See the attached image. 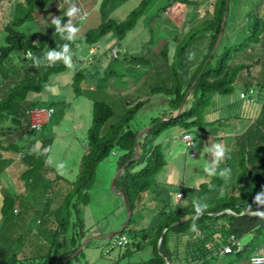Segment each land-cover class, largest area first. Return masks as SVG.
Returning <instances> with one entry per match:
<instances>
[{
	"label": "trees",
	"instance_id": "obj_1",
	"mask_svg": "<svg viewBox=\"0 0 264 264\" xmlns=\"http://www.w3.org/2000/svg\"><path fill=\"white\" fill-rule=\"evenodd\" d=\"M52 1L56 0H16L10 17L3 24V29L7 32V36L5 45L0 46V64L15 50H20L22 52L32 50L35 57L32 58L31 61L23 58V62L20 64L8 66L10 69L8 71L4 69V74L1 71L2 67L0 68V74H2L0 82H3L0 84V89L4 90L3 95H0V122L10 117L13 121H16L19 126H23L22 120L23 123L25 120L27 121V125L23 128V134L28 135V138H24L22 141H20L18 137L15 141H9L7 145L6 140L10 137L8 133L6 134V139L0 141L1 184L3 182L2 180L7 178V173L12 174V179L16 176L24 178L22 174L14 173L17 168L26 169L25 171L29 172L34 171L37 167H42L46 157L41 155L40 150L44 148L46 152L48 146L54 140V136L48 134L46 131V124H43L40 129H33L30 127V121L32 119L33 110L50 107L54 108L57 104V101L50 99L48 107H44V101L47 100L49 94L53 95V93H44L43 91L51 83L52 76L64 73L69 67L60 61L52 64L43 60L39 64L34 61L37 59V56H45L43 51L46 49L47 42L59 34L55 32V25L51 23L49 24L48 31L43 34L38 43H35L34 39H30L26 36L25 31L18 28V26L26 22L36 21L35 12L38 10H46L47 6ZM127 1L128 0H101V23L97 27L88 29L83 35L76 36L73 41L65 42V44L70 45V51L72 56H74L71 57V59L74 65L77 66V68L74 66L75 72L73 74V81L75 83L80 81V77L84 76V71L88 68L81 67L84 63L82 55H85L86 49L88 51L90 49L96 51L97 49L94 48L98 47L103 40L112 43L108 45L109 49L105 51L108 54L107 70L112 61V59H110L111 49L126 36V33L135 28L137 24L140 25L139 28H142L143 21L147 20L151 25L150 29H152L154 33L158 31L156 26H162L160 21L166 18L164 17L166 11L174 4L184 3L187 12H185V14H188L189 11L187 10L193 9L192 6L193 3H195V9H193L195 11L192 17L185 22L186 27H191V30L184 34V39L181 43L178 45L176 44L175 52L173 53L174 74H172V78L174 79L171 80L170 85L167 83L170 75L164 80V83H162L163 85L153 83L151 86L152 92L150 94H166L169 98V105L171 106L169 110L174 109V111H176L181 104L185 105L189 94H193L192 100L197 103L200 108L190 106L186 111L183 110L178 116L172 115L170 119L162 120L161 117L152 118L151 123L154 124L155 127L148 134L153 136V138H157L162 134L164 128L176 122L184 123L188 128H191L193 125H203L205 119L202 113V104L205 103L204 107L206 108L215 93L220 92L229 94L232 92L235 81L238 80L241 76V72L247 67L244 63L232 65L229 63L233 59V53H230V48H233L232 50H234V52L241 51L245 49L251 41L257 43L261 42L262 47L264 46V37L260 36V34L264 32V15L260 16L258 13L261 8L264 9V0H252V12L254 11V13H251V18L248 21L250 29L246 32L244 42L240 44L241 46L234 45L228 47L225 44L226 34H224L223 30V39H221L216 49V43L222 30V22L227 9V0H215L213 13L211 11V5H208V15H205V17H209V15L214 16L213 18H208L203 21L201 23L202 26H200L199 30L196 32H193L192 29L193 23L195 22V15L198 14L197 12H199L200 9V7L196 6L198 4L196 1L143 0L139 7L133 9L128 14L129 18L124 22L119 23L115 19L107 16L108 12L111 15L112 12L119 8L120 4ZM230 3L231 0H229V4ZM190 14L191 13H189L188 16ZM67 19V17H63L62 23L67 22ZM154 23H156V25ZM74 25H76V22ZM159 32H163V30L158 31L157 35ZM207 32H211L212 36L208 50L202 53L201 56L193 55L194 52L191 50L194 42L202 39ZM60 42L62 43L61 46H63L64 41ZM76 44H79V46L77 47ZM81 49L84 51L83 54L76 56L77 50ZM93 55L95 56L90 61L93 67L104 62L103 52ZM198 58L200 59L199 61H197ZM123 59L127 64L126 68L132 69L131 67L133 66L132 64L135 58L131 57V59H128L124 57ZM191 59H193L195 63H191V61H193ZM140 62L144 61L138 60L137 65L140 64ZM147 62L152 64L149 60H147ZM176 64L177 67H175ZM149 71V65L147 68H142L141 71L135 70L136 78L146 76ZM147 81H151L150 78H147ZM68 82L69 81L63 83L64 87ZM4 83H6V86ZM245 85L248 87L250 84L247 83ZM244 89H246V87H244ZM1 93L2 90H0V94ZM42 94H45L46 98H42L40 96ZM148 100L149 99H139L134 106L132 105L130 108H127L124 116L116 122H111L114 113L112 106L104 101L95 102L92 117L93 124L88 134L90 145L88 149H90L84 155L81 162V179L74 182L71 195H69V192L64 191L66 198L63 199L64 203H62V206L68 209L70 216L74 213L72 212L74 199H76L79 206L85 204L88 198L87 193L95 184V179L92 180V178L95 177L97 173L98 164L108 158L110 154L112 155V149L115 146L122 149V151L116 150L120 154L118 156L120 158L118 159L120 167L127 161H132L117 179V190L124 193L132 212H135L136 209V193L152 191V194L160 193L162 195L165 190L169 194V191L164 187H159L158 185L149 186L146 179V177L154 178L155 175L166 166V155L161 144H154L153 140H150V149L146 150L148 151V155H146L144 151L142 152L144 141L142 137L139 140L141 148L140 163L132 160L136 151V137L140 131H138L131 121L137 118L136 116L145 108L147 103L149 104L150 100ZM55 112L56 109L53 114ZM218 122L223 126L227 125L229 128L234 127L229 125L228 119L223 121V123H221V120ZM231 122L235 125V122ZM252 127L257 132H261V136H256L257 139L264 140V133H262L263 128L260 121L252 125ZM39 131H41V137H36ZM226 139L227 143L230 141L237 142L239 149L244 150L246 146L249 151L247 153H242L235 149H229L226 157L219 166L221 169H231V178L229 180L225 181L217 172V175H213L210 181L202 182L199 188L193 186L187 188L186 192H198V201L208 205L207 209L199 217H196L193 204L178 206L170 211L165 210L166 207L163 205L162 210L158 214L160 223L156 245H158L159 238L164 228L171 229L172 233H178L180 231L187 233L191 232L192 235L202 238L199 247L203 257L207 261L209 257H213L216 252L222 250L230 234L244 236L248 233H253L254 239L260 238L259 242H251L252 246L249 252H253L259 245L264 243V216L245 213V211H264V205H257L254 202L255 196L264 192V143L252 147L253 150H251L249 147L253 145L247 137L245 140H242L240 136L234 138L228 136ZM38 143L41 149L36 148V144ZM19 152L23 153V157H19ZM45 156H47V152ZM138 164H143L142 168L139 171H135V167ZM153 182L156 183V179H153ZM47 183L50 184V182L45 181V185ZM117 187H115V189ZM227 209L233 210L236 214L224 212V210ZM68 212L66 215H68ZM217 212L221 213L219 215L212 214ZM132 223L133 219H131L129 226H131ZM193 225L196 226L197 231L192 230ZM137 247L138 246L135 248ZM160 248L161 250H159L158 257L148 261L150 264H164V256L166 254L169 255L167 250L170 249L166 236ZM161 254L162 256H159ZM192 257L195 256L192 255Z\"/></svg>",
	"mask_w": 264,
	"mask_h": 264
},
{
	"label": "rangeland",
	"instance_id": "obj_2",
	"mask_svg": "<svg viewBox=\"0 0 264 264\" xmlns=\"http://www.w3.org/2000/svg\"><path fill=\"white\" fill-rule=\"evenodd\" d=\"M16 0H3L0 4V46L5 45L6 43V36L7 32L3 29V24L7 21V19L10 17V5L11 3H14ZM143 0H128L127 2L120 4L119 8H117L112 14L108 12L109 17L115 19L119 23L126 21L129 16L128 14L135 8L139 7L141 2ZM196 1L197 0H193ZM101 0H56L52 1L48 6L47 9L44 11H36L35 12V19L37 21V24L34 23H24L20 26H18L19 29H23L28 37L30 39H38L36 41H39L42 37L43 33L49 29V24H51V19L56 17H62L63 11L66 10L68 7L75 4L80 9V15L77 16L75 19L72 20L73 25L76 22V26L79 28L78 33L76 36L83 35L88 29L97 27L101 21V7H100ZM202 1H198V4L196 6H201ZM180 5V6H179ZM184 3H176L174 4L165 15L172 17V21L170 23L164 22L163 20L160 21L161 25L163 26H156L158 28V31L164 30L168 33L166 35L164 32L155 31L152 32V29H150L151 25L146 21H143L142 28H139L140 25L137 24L135 28L130 30L128 33H126V36L121 39L117 43V48L120 50V57L115 59L112 63V66L110 70L103 71L102 74L93 72L90 68H87L84 71V80L79 81V86L83 88L82 94H80V89L78 88L79 94L75 93L76 84H71L73 79V74L75 72L74 70V63L72 62V67L68 68L67 71L61 74H56L51 77L52 81L51 83L46 87V89L43 91L44 93H53L49 94L47 97V100L44 101L43 106L48 107L50 99L57 101V104L54 106L56 109V112L51 117V120L49 123L45 125L46 131L48 134L54 136V140L52 141L51 145L48 146L46 152L45 149H41L40 144H36V148L41 149L40 153L43 157L52 159L51 163L54 165L52 166L55 168V171H58L61 175L65 176V178L57 179L55 178L56 172H49L48 178L50 179V184H45L44 179V170L37 167L34 171H25L24 169L17 168L16 173H22L25 174L27 177H33L34 182L29 187V189L24 192L21 190H17L16 185L18 181H20L19 176H16L13 178L11 182L12 188L7 187L6 192L4 193V198L7 201V203H10L11 200H18V199H25L23 198V195L28 194L29 196H33V198L36 197V200L39 199L40 196H42V193H46L48 190H51L50 192L56 191L58 189L62 191H69L70 195L72 194L71 184L74 182H77L81 179L82 175V165L81 160H83V155L89 151L88 146L89 145V138H88V131L90 127L92 126V113L93 112V102L88 100L86 96L98 98L101 100H105L109 103L110 106H112L114 110L113 118L111 119V122L118 121L121 119L127 108L129 106H132L134 103H131V97L132 95L141 97L140 99H149V104L147 103L145 108L141 110V112L136 116L137 118L135 120H132L131 123L135 124L139 123L141 126H145L142 128L141 132L144 130H147L151 125V119L158 116L162 112H165L166 109L170 108L169 105V98L166 96V94H149V87L152 86V84H149V82L146 80L144 82L142 89L144 91H141L139 87H141L143 83V78L145 77H139L138 84L134 83L135 80H137L135 75L136 69H142L147 68L148 65L150 66V71L146 75L150 78V80H153V82L157 85L164 83V76L161 75H170L168 79L173 80L172 74H174V64L171 63L173 60L170 58V53L175 52V49L173 50L174 46L184 39V34H186L188 31L191 30V27H186L185 20L183 21V18L185 17L187 19L188 14L193 15L195 9L193 3L192 8L189 11L188 14H185L186 8L184 6ZM253 6H252V0H231L230 3V13L229 17L226 23V38L230 35V27L232 23L234 22V18L240 19V22L243 24L236 25V31L233 33V39L234 42H237L236 45L241 46L240 44L244 42L245 34L247 31H249L250 26L246 24L248 22L247 20L249 17V14L254 13L252 12ZM204 10V9H203ZM201 11V9H200ZM187 13V12H186ZM199 14V12H197ZM203 13V12H202ZM247 13L246 18L244 15ZM260 16L264 15V9L261 8L260 12H258ZM81 16L85 17L81 19ZM200 16V15H199ZM202 16V15H201ZM156 25V23H154ZM158 24V22H157ZM202 26L201 24L196 25V27L193 29V32H196L199 27ZM184 29V31H183ZM190 34V33H188ZM187 34V35H188ZM186 35V36H187ZM60 41L66 42L67 40L62 39L60 34L56 35L52 38V41L47 42L46 48L49 50H59L62 48ZM200 40H196L194 42V47L198 48L199 45L196 44ZM105 40L94 49H97L95 53H101L103 51H106L109 49V47L104 43ZM203 42H205V39H203ZM112 44V43H111ZM116 44V43H115ZM235 45V44H234ZM78 47L79 44H76ZM259 48L260 51L263 49L261 48V43H251L250 46L247 48V52L251 51L252 47ZM116 47V45L114 46ZM122 48H127L128 52L122 51ZM48 50V51H49ZM165 52L164 60L168 58V62L170 64L169 71L163 70L161 67H159L157 64H149L147 62V59H151L154 61V63H159L160 58L155 55L153 52L156 51ZM172 51V52H171ZM83 50H77L76 56H80L83 54ZM167 52V55H166ZM230 53H234V50H231ZM169 54V55H168ZM23 52L20 50H15L12 52V54L6 58V60L1 62L0 68L2 67L1 71L4 74V69L7 71L10 69L8 66H12L13 64H20L23 62ZM113 55V54H112ZM235 55H237L235 57ZM95 55L90 54L89 51L85 50V55H82L84 63L81 65V67H89L90 64L88 63L93 59ZM131 56L135 58L132 69H127V64L124 62L123 57L131 59ZM244 55L241 54L239 51L238 53L233 54V59H236V61L242 62L244 60ZM74 57V56H72ZM213 57V56H212ZM211 57V58H212ZM217 57V56H216ZM32 58V56L30 57ZM170 58V59H169ZM233 59L229 63L233 64ZM139 61L142 65L139 68H136V65ZM150 60V61H151ZM78 61V60H77ZM76 61V62H77ZM146 63V64H145ZM246 65H253L255 62L251 59H249L248 62L245 63ZM264 66V64H259ZM153 66V67H152ZM80 67V65H79ZM177 67V64L175 65ZM179 67V65H178ZM77 68V66H75ZM106 69V68H104ZM245 72V71H244ZM255 72V71H254ZM18 76V75H17ZM0 77L2 78V74H0ZM89 80H92L94 82V86H86L89 82ZM69 81L67 85L64 87V82ZM59 82V83H58ZM3 82H0V84ZM116 83V89L117 93H115L114 88L112 86ZM54 84V85H53ZM57 84V85H56ZM133 84V85H132ZM241 83H236L233 88V91L229 94L226 93H215L212 96V99L210 103L205 106V103L202 104V113L203 116H206L207 114L210 115L209 119L205 117L206 122L205 125H202L200 128L198 126H191V128H188L184 123H174L172 125L167 126L164 128L162 134L158 137L156 140V144H163V151L166 155V165L155 177H146L149 186H159L163 187V182L165 185H169L172 192V201L177 202L176 206H182L183 204H186L184 201V198H177V192L180 190H183L186 192L187 188L186 186H182L183 183H185L187 186H193L195 188H199V186L202 184V182L210 181L211 177L207 175L203 168L205 166L206 161L210 158V154L205 153V149L207 147H210L213 143L225 145L227 143L226 137L228 136H235V133L242 128L241 124H236V121H243L247 122L249 117L251 118H258V113L253 115H243V113L246 110H249L252 108L251 104L246 103V99L242 98L240 96V90L245 91L249 93L248 90L244 89V87H247V85H238ZM6 86V83H4ZM132 85V88L131 86ZM163 85V84H162ZM170 85V84H169ZM138 88V91H135V89ZM51 89V90H49ZM2 93L0 95H3V89ZM146 91V92H145ZM150 92H152V89H150ZM189 94V93H188ZM248 95V94H247ZM42 98H46L45 94L40 95ZM193 94H189L188 98L186 99L184 111H186L190 106L192 107H198V104L193 102ZM248 98V96H246ZM148 100V101H149ZM68 102L66 105L64 102ZM234 101L233 104H235V108H233L231 105L228 106V104ZM67 106V108L65 107ZM182 106V104L180 105ZM200 108V107H198ZM179 109V108H178ZM178 111V110H177ZM208 116V115H207ZM238 117V118H236ZM221 118V123L223 121L228 119L229 125L234 126L233 128H229L227 125L219 124L220 122H214L218 121V119ZM212 121V122H211ZM235 122V125L231 122ZM27 121L22 120V125L19 126L16 121H13L10 117H7L3 119V122H0V132L10 130L11 133L8 135L10 136L6 140V144H9V141H15L18 137L20 141H22L24 138H28V135L23 134V128L26 126ZM53 125V126H52ZM228 127V128H227ZM247 127V125H246ZM244 128V130L246 129ZM264 129V128H263ZM202 130V142H204V155L201 154V147L197 146V157L191 158L189 156V149L184 143L181 138L183 135L190 131L196 138L201 133ZM204 132H207L208 134L204 135ZM264 133V132H263ZM35 134V133H31ZM7 136V135H6ZM36 137H41V131L37 132ZM87 139H88V146H87ZM143 146H142V152L146 155H148V151L150 149V134H146L143 138ZM250 143L253 145L249 147V149L253 150L252 147H255L256 145H261L264 143V140L262 139H253L252 137L249 138ZM113 150H121L122 149L118 146H115ZM20 154L19 157L22 155ZM209 157V158H208ZM119 157H115L113 155H109L108 158L103 160L100 164L97 166V175L95 174V177L92 178V180L95 179L94 187H91L88 192V200L85 204H82L81 206L78 205V202L76 199H74L73 204V211L74 215L78 216L77 213L87 211L97 222V220L101 219V224L104 225V227L111 226V224H115L119 222V220L125 219V213L123 212L122 216L120 213H114L112 212V208L115 206V204L120 205V202H118V197H116V194L112 189V181L115 179V176L119 173V171L122 170V167H119L118 160ZM133 161H138L140 163L139 159H132ZM46 162V161H45ZM48 163V162H47ZM60 165H63V167H60ZM51 168V167H50ZM72 168V171L70 172V169ZM135 171H139L142 168L141 164H138ZM122 174V173H121ZM168 174H170L173 179L170 182H166V179L168 177ZM179 177L180 179L177 180L175 177ZM207 176V178H206ZM153 179H156V183L153 182ZM204 179H207L204 181ZM101 180V181H100ZM152 191H147L146 193L149 194ZM56 192L51 193L52 196H54ZM154 197L157 198L156 206L157 208L161 209L164 204L159 203L158 198L161 197L160 193H156ZM56 199V198H55ZM160 200V199H159ZM8 213L10 218L13 216H18V213H13V207L7 206ZM156 209V208H155ZM22 210V209H21ZM63 211L68 212V209L66 207L63 208ZM155 212V210H154ZM146 216V213H139L136 212L135 218L133 220L134 225L137 224L138 221H141V219ZM158 216V215H157ZM68 218V224L77 223L78 226H81V223L78 221H74V219H71V216L68 212V215H66ZM102 217V218H101ZM127 221V219H126ZM126 222H124L125 224ZM141 223H144L146 225L151 226V224H147L144 221H141ZM124 226V225H123ZM121 228V226H120ZM119 228V229H120ZM71 227L68 228V235H71ZM134 226H129L128 230H126V234L129 237H133ZM5 234L4 238L0 235V243L4 247V250H6L7 255L5 257L10 258L14 254H17L18 248L12 244V239L8 237V234L3 231ZM120 234V233H119ZM66 234V236H68ZM260 238L254 239L253 233H248L246 235L241 236V243L246 247L247 250H243L240 253L234 251L233 253L224 255L222 251L217 252L210 260H207V264H247L248 258L250 259V256L252 252L250 250V247L253 243L259 242ZM223 245V244H222ZM159 246V245H158ZM158 250V249H157ZM148 254V252H146ZM3 259V254L0 255V259ZM1 259V260H2ZM147 261L149 260L148 257H146ZM0 260V261H1ZM172 261H174V258H171Z\"/></svg>",
	"mask_w": 264,
	"mask_h": 264
},
{
	"label": "crops",
	"instance_id": "obj_3",
	"mask_svg": "<svg viewBox=\"0 0 264 264\" xmlns=\"http://www.w3.org/2000/svg\"><path fill=\"white\" fill-rule=\"evenodd\" d=\"M198 1H202L201 6H198L201 9V11L199 9L200 16L198 14L195 15V20H194L195 22L193 23L192 29H194L196 25L201 24L203 21L207 20L208 18H213L214 16V15L211 16L209 15V17L208 16L205 17V15H208L207 7L209 4L211 5L212 13L214 12L215 0H197V3ZM167 11L166 14H168ZM246 15L247 13L244 15L245 18ZM164 17H166L163 19L164 22L170 23L172 21V17H170L169 15L168 16L165 15ZM191 17L192 15H189L187 19L184 17L183 21L184 20L187 21ZM250 18H251V14H249L248 19ZM233 21L234 22L232 23L229 30L231 33L229 36H227V38L225 37V44L228 47H232L234 46V44L235 45L237 44V42H234V39L232 38L233 33L236 31L235 29L236 25L243 24L242 22H240V19L238 18H234ZM246 24H248V22H246ZM168 33L166 32L165 34L168 35ZM225 33H226V28L224 29V34ZM260 36L264 37V32L260 34ZM211 38H212L211 32H207L204 35V37L200 39L198 43H196L199 45V47L195 48L193 46L191 50L194 52L193 55L201 56L202 53H205L210 46ZM203 39H205V42H203ZM253 42L257 43L255 41H251L248 43L245 49L240 51L244 55L243 57L245 61L239 63L245 64L246 62L249 61V59L250 60L252 59L255 62V64L246 65L247 67L243 70L239 82L240 83L246 82L250 84L249 85L251 86L250 89L255 90L254 97H259V99L262 102L264 101V66L259 64H264V46L262 47L263 49L262 51H260L259 48L253 46L251 48V51L247 52V48ZM104 43L106 45L111 44L107 40ZM217 47H215V49ZM175 48L176 45L174 46L173 50ZM232 49L233 48H230V50ZM238 52L239 51H235L234 53L236 54ZM153 53L160 58L159 63L156 64L159 67H161L164 71L165 70L169 71L170 64L173 63L174 61L169 63L168 58L164 60L163 58L165 56V52L163 54V52H161L160 50ZM173 53L174 52H172V54L170 53V58L172 60H173ZM236 56L237 55H235V57ZM235 57L233 59V64L238 63L236 61V59L238 58ZM199 60L200 59L198 58L197 61ZM191 63H195V61L193 60L191 61ZM94 68L96 70V73H100V74L102 73L101 65L94 66ZM161 76H164V80L168 77V75H161ZM144 77H145L144 79L149 78L146 76ZM148 82L149 84L154 83L153 80ZM134 83L138 84V81L135 80ZM167 83L170 84L171 79H169ZM132 85H130L131 88ZM86 86L92 87L91 84H87ZM112 87L115 90L114 92L117 93L116 83ZM140 90L144 91L142 88H140ZM135 91H138V88L135 89ZM86 98L92 101L93 103L95 102V100H98V98H93L88 96H86ZM233 102L234 101H231L228 105H231L233 108H235V104H233ZM249 104L252 105V108L246 110L243 113V115H253L258 113L257 119L258 121H260L261 126L263 128L264 107H261L260 104H256V103L254 104L249 103ZM91 113L93 114L94 112ZM205 117L209 119L210 115L208 114V116ZM220 119L221 118H219L218 121H220ZM248 119L250 120L251 117H249ZM253 119L256 118L254 117ZM249 120L247 122L236 121V124H238V126L239 124H241L242 128L238 130L235 133V135L240 136L242 140H245L246 137L247 138L252 137L253 139H257L256 136H261V132H257L256 130H254V128L247 132L246 130H244L246 125L249 124ZM218 121H214V122H218ZM262 133H263V129H262ZM204 134H208V133L204 132ZM226 146L228 149H235L239 145L237 142L230 141L229 143H226ZM201 154L204 155V144L201 145ZM51 160L52 159L46 158L45 159L46 162L44 161L42 167H39L40 169L44 170L45 181L50 182V179L48 178L49 172L51 173L56 172V176H55L56 180L60 178H65V176L58 173V171H55V168L52 167L54 165L51 163ZM71 171L72 168L70 169V172ZM168 177H170V174H168ZM22 182L23 183L21 184L20 190L26 192L34 182V178L25 176ZM163 184H164L163 187L169 191V194L164 190L161 197L158 198V201L159 203L164 204V207H166L165 210L170 211L171 209L178 207L176 206L177 202L172 201L173 192L170 186L169 185L166 186L164 182ZM73 185L74 183L71 184V186ZM182 186L184 187L186 186V188L192 187V186H187L185 183H183ZM70 190L71 191L73 190L72 187ZM50 191L51 190H48L46 193L45 192L44 194L42 193V196L40 197L45 198L44 200H36L33 198L34 195L29 196L28 194L26 195L24 194L23 198L25 197V199L21 198L15 201L11 200L10 203H7V201L4 198V191L2 185L0 183V235L2 238H4L5 234H3L4 233L3 231L5 232L7 231L6 233L8 234V237L12 239V244L18 248L17 254H14L12 257L7 258L5 257L7 255V252L6 250H4V247L0 243V255L3 254L4 256L3 259L1 257L2 260L0 259L1 260L0 264H150L148 261L158 257V253L159 250H161V248L160 246H158L159 242L158 245H156V241L158 239V234H159L158 230L160 223V217L157 215L160 213L162 208L161 209L157 208L156 206L157 198L154 197L155 194L152 193L147 194L146 192L136 193L135 195L136 209H135V214H133V220L135 218L136 212L139 213L145 212L146 216H144L141 219V221H144L147 224L150 223L151 226L148 227L149 225H146L144 223H141V221H138L137 224L135 225L133 224L134 236L132 238L129 237L127 234H124L130 239L131 242L128 245H118V241H119L118 238L120 237V235L119 237L113 236L112 233L119 231L123 227L124 222H126V219L128 218V213L126 210L124 198L121 195L116 194V197L119 198L118 202H120V205L115 204V206L112 208L111 211L114 213L116 212L120 213L121 216L124 212L125 219L122 220L121 218L119 222L115 224H111V226H108L106 228L104 227V225L101 224L100 218L96 222L94 218L87 211L81 212V214L79 213L78 216H75L74 213L73 215H71V219H74V221H78L79 223H81V226H78L77 223L68 224V221H66L67 218L66 214L60 209V207L58 206V201H56L66 198L65 192L60 189L53 192ZM54 192H56V194L52 196L51 193ZM179 193L183 194L182 197L178 196ZM87 197H88V193H87ZM177 198H184L186 204L183 205H191L194 202L198 201L199 196H198V192L191 193L180 190L177 192ZM87 200L85 201V203L87 202ZM51 201H56V203H53ZM10 205L13 207V213H18L19 214L18 216H13L10 218L7 208V206ZM76 214L78 213L76 212ZM69 227H71L72 229L71 235L70 234L68 235ZM66 234L68 236H66ZM102 236L105 238H100ZM165 236L168 239V244L170 249L167 250V253H169V255L166 254L164 256V260H165L164 264H168L169 262L170 264H192L193 261H194L193 264H207L206 263L207 261L203 257L199 247V244L202 242L201 237L192 235L191 232L187 233L184 231H180L178 233H172L171 229L169 230V228L163 229L159 241H162L163 238H165ZM85 241L88 242V244L86 245L84 250H81L82 244ZM136 246H138L139 248L138 247L135 248ZM257 248L262 253H264V243L259 245V247ZM146 252H148V254H146ZM192 255L195 257H192ZM159 256H162V254ZM146 257L149 258L148 261ZM171 258H174L175 260L172 261ZM211 258L212 257H209V260ZM247 264H249V258Z\"/></svg>",
	"mask_w": 264,
	"mask_h": 264
},
{
	"label": "clouds",
	"instance_id": "obj_4",
	"mask_svg": "<svg viewBox=\"0 0 264 264\" xmlns=\"http://www.w3.org/2000/svg\"><path fill=\"white\" fill-rule=\"evenodd\" d=\"M3 0H0V3L2 2ZM15 2L16 1H14V3H11V5H10V15H11V11H12V9H13V5L15 4ZM229 6H230V4H229ZM39 11V10H38ZM229 13H230V9H229ZM80 15V9L75 5V4H73L72 6H70V7H68L66 10H64L63 11V16L62 17H56V18H52L51 19V23L53 24V25H55V32L56 33H58V34H60V36H61V38L62 39H65V40H67V41H73L74 39H75V37H76V34L78 33V31H79V28L76 26V25H73V23H72V20L73 19H75L77 16H79ZM63 17H67L68 19H67V22H64V23H62V19H63ZM228 17H229V14H228ZM227 17V18H228ZM83 18H85V17H83V16H81V19H83ZM227 21V20H226ZM28 23H34V24H37V21H34V22H28ZM226 24V23H225ZM224 29H225V26H224ZM223 29V30H224ZM22 31H24L23 29H21ZM48 31V30H47ZM46 32V31H45ZM44 32V33H45ZM43 33V34H44ZM26 34V36L28 37V35H27V33H25ZM43 36V35H42ZM29 38V37H28ZM41 39V38H40ZM36 40H38V39H35V43H38L39 41H36ZM49 41H52V39H50ZM61 43V42H60ZM108 46V45H107ZM109 47V46H108ZM49 48L47 49H44V51H43V53H44V57L43 56H37V59H35V63H37V64H39V63H41L42 62V60L43 61H46V62H48L49 64H52V63H55V62H57V61H60V62H63L66 66H68L69 68H71L72 67V59H71V57H72V53H71V51H70V45L69 44H65V42H64V45L62 46V48L61 49H59V50H49ZM122 51H125L126 53L128 52V50L127 49H122ZM96 51H93L92 49H90L89 50V53L90 54H96L95 53ZM103 53H104V62L103 63H101V64H99V65H101L102 66V73H103V71L105 70V71H107V70H110V68H111V66H112V63H113V61L115 60V59H117V58H119L120 57V50L117 48V45H116V47H114L113 49H111V57H110V59H112V61L110 62V65H109V67H108V69L106 70V69H104V68H106L107 67V59H108V54L105 52V51H103ZM167 53V52H166ZM113 54V55H112ZM23 58H25V59H27V60H29V61H31V59L32 58H34L35 57V55L33 54V52H32V50H27L26 52H23ZM32 56V58H30ZM131 57H133V56H131ZM23 58H22V60H23ZM124 58V57H123ZM147 60H151V59H147ZM232 61V60H231ZM151 62H152V64H156V63H154L152 60H151ZM90 64V66L88 67V68H92L91 70L93 71V72H96V70H95V68L92 66V63L91 62H89L88 63V65ZM231 64V63H230ZM141 63L140 64H138V65H136V68H139V67H141ZM232 65V64H231ZM136 70H142V69H136ZM243 72V71H242ZM242 72H241V75H242ZM101 73V74H102ZM100 74V73H99ZM84 77L85 76H81L80 77V80L81 81H83L84 80ZM142 78V77H141ZM140 78H138L137 77V81L139 80ZM74 79H72V82H71V84L73 83V84H76V88H75V93L76 94H79V92H78V88L80 89V94H82V91H83V88L82 87H80L79 86V81L78 82H74L73 81ZM146 80L147 79H144L143 78V83H142V85H141V87H139V89L140 88H142V86H143V84H144V82H146ZM240 81V77L238 78V80L237 81H235L236 83H240L239 82ZM88 84H91L92 86H94V82L92 81V80H89V82H88ZM245 84H247L246 82L245 83H241V84H238V85H245ZM237 85V86H238ZM113 88V87H112ZM150 88L151 87H149V89H147V90H149V94L151 93L150 92ZM251 88V86H248V87H246V90H248L249 91V93H247V92H245V91H242V90H240V96L242 97V98H245L246 99V103H256V104H260L261 105V107H264V101H262L261 102V100L259 99V97H254L255 95H254V93H255V90L254 89H250ZM49 90H51V89H49ZM146 92V91H145ZM248 94V95H247ZM246 96H248V98H246ZM141 97H138V96H135V95H132V97H131V103H134L133 104V106L137 103V101L140 99ZM148 99V98H147ZM142 100H145V99H142ZM96 101H104L105 103H107V104H109L108 102H106L105 100H101V99H98V100H95V102ZM95 102L93 103V111H94V104H95ZM68 102L66 101V102H64V104L66 105ZM66 108H67V106H65ZM131 106H129L128 108H130ZM184 107H185V105L184 104H182V106H180L179 107V109H177L176 111H174V109H170L169 110V108L168 109H166V111L165 112H162L161 114H159L158 116H156V117H154V118H157V117H161L162 118V120H165V119H170L171 117H172V115H176V116H178L183 110H184ZM182 108V109H181ZM44 109H46V110H55V108H52V107H50V108H44ZM181 109V110H180ZM114 111V110H113ZM53 114V113H52ZM114 114V113H113ZM162 114H164V115H162ZM208 115V114H207ZM206 115V116H207ZM52 116V115H51ZM92 117H93V114H92ZM51 118V117H50ZM113 118V117H112ZM204 119H205V116H204ZM50 120V119H49ZM258 121V119L256 118V119H253V118H251L250 120H249V124L247 125V127H246V132L248 131V130H252L253 129V127H252V125H254L256 122ZM49 122V121H48ZM48 122H46V123H44V124H47ZM116 122V121H115ZM206 122H210V121H204V124L206 123ZM31 123H32V119H31V121H30V127H31ZM203 124V125H204ZM27 125V124H26ZM133 125H135V127L138 129V131H140L141 132V130H142V128L143 127H145V126H141L139 123H136L135 122V124H133ZM151 126L148 128L149 130L144 134V135H142L140 138H139V140L143 137H145V135L147 134V133H149L155 126H154V124H150ZM202 126V125H201ZM200 126V127H201ZM199 127V128H200ZM32 128V127H31ZM264 128V127H263ZM144 130V129H143ZM139 132V133H140ZM8 133H11V131L10 130H7V131H2V132H0V141H2V140H5L6 139V134H8ZM138 133V134H139ZM88 134H89V131H88ZM204 135H206V134H204ZM138 136V135H137ZM187 136H189L190 137V140H191V144H189V142H188V140H186V137ZM150 137H151V140H153V142H154V144H156V140L158 139V137L157 138H153V136H151L150 135ZM234 137H238V135H235ZM202 130H201V133L198 135V137L196 138L190 131H187L184 135H183V137L181 138V140L184 142V143H186V145H187V147H188V149H189V156L191 157V158H196L197 157V151H196V148H197V146H200L201 147V145L202 144H204V142H202ZM136 140H137V137H136ZM139 140H137V142L139 143ZM136 142V143H137ZM159 144H161V143H159ZM161 145H163V144H161ZM87 146H88V139H87ZM136 146V145H135ZM140 146V145H139ZM136 150V149H135ZM235 150H237L238 152H242V153H247L249 150H248V147H246L245 146V149L244 150H242V149H239L238 147L237 148H235ZM228 151H229V149L227 148V147H225V145H220V144H216V143H213L210 147H207L206 149H205V153H208V154H210V158L206 161V163H205V166H204V168H203V171L207 174V175H209L210 177H211V179H212V177H213V175H217V172H218V174H219V176L221 177V178H223L225 181H227V180H229L230 178H231V169H228V168H223V169H221L219 166H220V164L223 162V160H224V158L226 157V154L228 153ZM88 152V151H87ZM21 153V152H20ZM135 154H136V151H135ZM20 155V154H19ZM112 155L113 156H115V157H118V155H120L119 154V152L118 151H116V150H114V151H112ZM140 155H141V148H140ZM22 157H23V153H22V155H21ZM83 157H84V155H83ZM82 157V158H83ZM135 157V156H134ZM140 158V157H139ZM138 158V159H139ZM118 160V159H117ZM131 161V160H130ZM128 162V161H127ZM126 162V163H127ZM125 163V164H126ZM124 164V165H125ZM123 165V166H124ZM60 167H63V165H60ZM122 167V166H121ZM128 167V166H127ZM127 169V168H126ZM125 169V170H126ZM125 170H122L121 171V173H123ZM219 170V171H218ZM14 173H16V172H14ZM24 172H22V173H17V174H22L23 175V177H25V174H23ZM120 173V174H121ZM97 174V173H96ZM119 174V175H120ZM11 175L12 174H9V173H7V178L6 179H3L2 181V188H3V191H4V193L6 192V188L7 187H10V188H12V184H11V182H9V181H12L13 179H12V177H11ZM119 175L117 176V178L115 179V186L113 187L112 186V189H113V191H115V193H117V194H119V195H121L123 198H124V202H125V205H126V210H127V208L128 209H130V211L132 212V209H131V207H130V204L128 203V201H127V198H126V196L124 195V193L122 192V191H119V190H117L118 189V187H117V179H118V177H119ZM116 177V176H115ZM177 180H179L180 178L177 176V177H175ZM206 178H207V176H206ZM19 179H20V181H18V183H17V185H16V188H17V190H20L21 189V184L23 183L22 181H23V179L24 178H22V177H20L19 176ZM173 179V177H167V179H166V182H170L171 180ZM207 179H204V181H206ZM207 182V181H206ZM113 184V183H112ZM115 187H117L116 189H115ZM70 195V194H69ZM182 193H179L178 194V196L179 197H182ZM34 199H36V197L34 198ZM45 198H41V197H39V199L38 200H44ZM56 201H58V206L60 207V209L63 211V206H62V203H64L63 202V199H61V200H56ZM56 201H51V202H53V203H56ZM254 202L257 204V205H264V192H261V193H259V194H257L256 196H255V198H254ZM193 207H194V210H195V214H196V217H199L200 215H202L203 213H204V211L207 209V207H208V205L206 204V203H201V202H199V201H196V202H194L193 203ZM225 211V210H224ZM226 211H232V213L233 214H236V212H234L233 210H231V209H227ZM16 212H17V209H16ZM65 214L67 213V212H65V211H63ZM72 212H74V211H72ZM249 212H258V214L259 215H261V216H264V211L263 212H261V211H249ZM128 213V212H127ZM221 213V212H220ZM228 213V212H227ZM245 213H246V211H245ZM133 214H135V212H132V218H130L129 220H128V218H127V221H126V223L128 222V226H127V228L123 231V232H119V231H117V234L116 235H114V236H118L119 237V235H120V237L118 238L119 239V241H118V245H128L131 241H130V239L126 236V235H124V234H126V230H128V227H129V223H130V221H131V219H133ZM213 214V213H212ZM247 214V213H246ZM72 215H73V213H72ZM78 215H79V213H78ZM133 224H134V222L132 223V225L131 226H133ZM192 230L193 231H197V229H196V226L195 225H193V227H192ZM120 233V234H119ZM232 235H234V236H236V238H237V240H238V242H239V245H237V244H233L232 245V248H233V246H236V248L234 249L233 248V251L232 252H230V253H233L234 251H236V252H238V253H240L241 251H243V250H247L246 248H247V245H246V247H244V245L241 243V236H238V235H236V234H230L229 235V237H228V241L226 242V244L224 245V247L222 248V253H224V254H228V253H225L224 252V248L227 246V245H230L232 242H231V236ZM103 237V236H102ZM164 239V238H163ZM163 241V240H162ZM162 241H159V246L161 247V244H162ZM86 242V241H85ZM85 242H83V244H82V247H81V250H84L85 249V247H86V245L88 244V242H87V244L86 245H84V243ZM84 245V246H83ZM237 246H240L242 249L241 250H239L238 248H237ZM262 253L260 250H258V248H256L253 252H252V254H251V256L253 255V254H255V253ZM264 254V253H263ZM251 256H250V258H251ZM253 261H254V264H260V261H264V257H254L253 258ZM249 264H250V259H249Z\"/></svg>",
	"mask_w": 264,
	"mask_h": 264
},
{
	"label": "built area",
	"instance_id": "obj_5",
	"mask_svg": "<svg viewBox=\"0 0 264 264\" xmlns=\"http://www.w3.org/2000/svg\"><path fill=\"white\" fill-rule=\"evenodd\" d=\"M54 112V110H46V109H35L32 111V123H31V127L33 129H40L41 126L48 122L52 113ZM186 140H188L189 144H191V140H190V137L187 136L186 137ZM231 244L230 245H227L225 248H224V252L225 253H230L233 251V248H232V245L233 244H237L239 245V242L236 238V236L232 235L231 236ZM237 248L239 250H241L242 248L240 246H237ZM254 257H264V254L263 253H255L251 256L250 258V264H254V261H253V258ZM260 264H264V261H260Z\"/></svg>",
	"mask_w": 264,
	"mask_h": 264
},
{
	"label": "water",
	"instance_id": "obj_6",
	"mask_svg": "<svg viewBox=\"0 0 264 264\" xmlns=\"http://www.w3.org/2000/svg\"><path fill=\"white\" fill-rule=\"evenodd\" d=\"M228 14H229V0H227V9H226V12H225V16H224V19H223V22H222V30H221V33L219 35V39L216 43V47L220 44L221 42V39H222V36H223V29H224V26H225V23H226V20H227V17H228ZM182 109V108H181ZM180 109V110H181ZM147 130H143L142 133H139L138 136H137V140H139V138L144 135L147 131ZM135 149H136V154H135V159H138L140 157V146H139V143L137 142L136 143V146H135ZM132 161H128L123 167H122V170H125L127 168V166H129L131 164ZM121 170V171H122ZM121 171H119V173L116 175L115 179L117 178V176L121 173ZM115 179L113 181V184L112 186L114 187L115 186ZM127 212H128V220L131 218L132 216V212L130 211V209L127 208ZM224 212H228V213H232V211H224ZM247 214H250V215H259L258 212H249V211H246ZM220 212H217V213H213V215H219ZM128 226V222L124 224V226L121 228V230L119 232H123ZM113 236L117 234V231L115 233H112ZM99 238V237H98ZM100 238H105V237H100ZM163 238V237H162ZM162 240V239H161ZM87 242L84 243V245H86ZM83 245V246H84ZM233 248L235 249L236 246H233ZM168 263V262H167ZM170 264V262L168 263Z\"/></svg>",
	"mask_w": 264,
	"mask_h": 264
}]
</instances>
